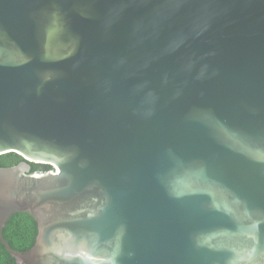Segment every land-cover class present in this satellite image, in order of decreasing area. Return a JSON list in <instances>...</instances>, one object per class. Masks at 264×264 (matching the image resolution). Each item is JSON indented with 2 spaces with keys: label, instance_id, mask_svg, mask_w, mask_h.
Returning a JSON list of instances; mask_svg holds the SVG:
<instances>
[{
  "label": "water",
  "instance_id": "1",
  "mask_svg": "<svg viewBox=\"0 0 264 264\" xmlns=\"http://www.w3.org/2000/svg\"><path fill=\"white\" fill-rule=\"evenodd\" d=\"M8 152L17 264H264V0H0Z\"/></svg>",
  "mask_w": 264,
  "mask_h": 264
},
{
  "label": "trees",
  "instance_id": "2",
  "mask_svg": "<svg viewBox=\"0 0 264 264\" xmlns=\"http://www.w3.org/2000/svg\"><path fill=\"white\" fill-rule=\"evenodd\" d=\"M23 158L14 152L0 155V167H11L22 162ZM32 172L54 171L49 165L31 163ZM37 225L34 219L25 213H16L9 217L2 230V236L9 246L17 251L29 250L35 242ZM0 264H17L0 243Z\"/></svg>",
  "mask_w": 264,
  "mask_h": 264
}]
</instances>
